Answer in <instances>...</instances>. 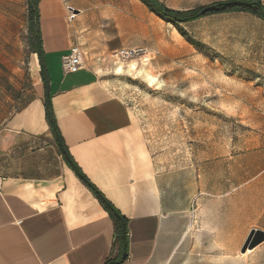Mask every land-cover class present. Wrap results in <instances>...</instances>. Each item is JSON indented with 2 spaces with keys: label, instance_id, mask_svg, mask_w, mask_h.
Returning <instances> with one entry per match:
<instances>
[{
  "label": "crops",
  "instance_id": "0c3cea01",
  "mask_svg": "<svg viewBox=\"0 0 264 264\" xmlns=\"http://www.w3.org/2000/svg\"><path fill=\"white\" fill-rule=\"evenodd\" d=\"M63 1L44 0L41 13L38 0L33 97L0 115V264H186L204 254L254 252L258 247L241 251L252 230L264 232V159L242 158L237 169L215 173L167 146L157 150L101 77V58L77 73L64 70L72 47L84 61L91 47L84 46L82 19L68 18ZM233 14L248 13L222 15ZM78 172L118 211L122 233Z\"/></svg>",
  "mask_w": 264,
  "mask_h": 264
},
{
  "label": "rangeland",
  "instance_id": "374dc122",
  "mask_svg": "<svg viewBox=\"0 0 264 264\" xmlns=\"http://www.w3.org/2000/svg\"><path fill=\"white\" fill-rule=\"evenodd\" d=\"M145 1H63L68 18L82 19L84 46L91 47L85 63L102 59L96 65L101 77L154 136L157 150L167 146L215 173L237 169L242 158L264 159V20L233 14L175 24ZM158 1L187 11L218 0ZM29 3L0 0V115L33 97L39 66L30 50ZM40 7L43 13L44 0ZM123 48L141 52L126 61L115 55ZM195 214L192 209L191 224ZM197 257L186 264H264V242L243 258Z\"/></svg>",
  "mask_w": 264,
  "mask_h": 264
},
{
  "label": "trees",
  "instance_id": "16d2710c",
  "mask_svg": "<svg viewBox=\"0 0 264 264\" xmlns=\"http://www.w3.org/2000/svg\"><path fill=\"white\" fill-rule=\"evenodd\" d=\"M34 4L36 6V9H34L30 3L28 5V11H29V29L31 32V35L33 36V43H31V53H38V50H40L41 53V38L39 34L36 31L35 27V16L39 15V9H38V0H33ZM146 2L145 0H143ZM256 1L258 4H254L253 2ZM151 2L154 4L153 6L156 8L154 10L155 13H157L160 17H162L166 21H173L175 24H178V22H193L196 20H200L206 17L216 16V15H222V14H230V13H248L251 15H254L258 18L264 19V6L262 4V0H226V1H218L214 2L212 4L194 8L187 11H174L171 9H168L166 6L159 3L158 0H151ZM148 3V2H146ZM180 32L185 35L184 31L182 29H179ZM44 78H46V69L45 64L43 63L42 66ZM49 109L46 110V116L47 120L54 130L55 133L58 132L56 122L53 118V113L51 106L49 105ZM67 162L72 165V161L66 158ZM78 175L84 181L89 188L92 190L94 195L97 197V199L100 201V203L104 206V208L110 213L112 217L116 220V223L118 225L117 230L122 233L124 226L121 224L118 211L106 200V198L98 192L97 189H95L88 181L87 179L78 172Z\"/></svg>",
  "mask_w": 264,
  "mask_h": 264
},
{
  "label": "built area",
  "instance_id": "2783aa9c",
  "mask_svg": "<svg viewBox=\"0 0 264 264\" xmlns=\"http://www.w3.org/2000/svg\"><path fill=\"white\" fill-rule=\"evenodd\" d=\"M140 52L141 50L136 48H123L115 55L127 61L137 57ZM63 67L67 73H77L85 68L84 56L79 47L71 48L70 53L63 58Z\"/></svg>",
  "mask_w": 264,
  "mask_h": 264
},
{
  "label": "water",
  "instance_id": "95a60500",
  "mask_svg": "<svg viewBox=\"0 0 264 264\" xmlns=\"http://www.w3.org/2000/svg\"><path fill=\"white\" fill-rule=\"evenodd\" d=\"M149 1L152 5H154L151 0H147ZM30 5L36 9V6L34 4L33 0H29ZM254 4H258L256 1L253 2ZM35 27H36V31L38 34V38H39V34H40V22H39V16L36 15L35 16ZM50 107L48 106V109ZM264 242V232L261 231H256V230H252L248 239L246 240L243 248H242V253L245 254L247 251L249 250H254L255 248H257L260 244H262Z\"/></svg>",
  "mask_w": 264,
  "mask_h": 264
},
{
  "label": "bare ground",
  "instance_id": "6f19581e",
  "mask_svg": "<svg viewBox=\"0 0 264 264\" xmlns=\"http://www.w3.org/2000/svg\"><path fill=\"white\" fill-rule=\"evenodd\" d=\"M54 2H55V0H53ZM61 1V0H60ZM49 1H47L46 3H48ZM51 2V1H50ZM50 4H52V3H50ZM49 3L47 4V7H48V5H50ZM50 7H53V4H52V6L50 5L49 7H48V9L50 10ZM50 11H52V10H50ZM54 11V10H53ZM35 70V69H34ZM38 70V69H37ZM249 252V251H248ZM247 252V253H248Z\"/></svg>",
  "mask_w": 264,
  "mask_h": 264
}]
</instances>
